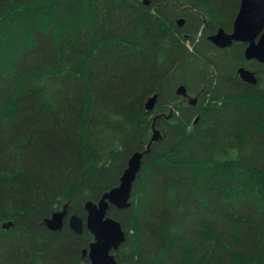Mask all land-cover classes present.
<instances>
[{
    "label": "trees",
    "instance_id": "obj_1",
    "mask_svg": "<svg viewBox=\"0 0 264 264\" xmlns=\"http://www.w3.org/2000/svg\"><path fill=\"white\" fill-rule=\"evenodd\" d=\"M238 7L0 0V264H88L86 228L44 220L64 205L84 219L153 124L131 205L107 212L125 232L119 264H264V64L207 39Z\"/></svg>",
    "mask_w": 264,
    "mask_h": 264
},
{
    "label": "water",
    "instance_id": "obj_2",
    "mask_svg": "<svg viewBox=\"0 0 264 264\" xmlns=\"http://www.w3.org/2000/svg\"><path fill=\"white\" fill-rule=\"evenodd\" d=\"M141 1L142 4L147 5L150 0ZM183 22V18L176 20L178 26H182ZM207 38L218 48H226L232 42L244 43L245 59H254L264 63V0H239V7L231 31L227 32L219 27ZM238 74L244 82L255 84L256 78L252 71L240 68ZM176 93L186 96L185 87L178 86ZM156 96L154 94L146 101L145 108L147 110L153 108ZM188 101L194 104L196 98H189ZM159 138L160 133L153 125L151 141H156ZM141 159V153L132 154L119 179V184L104 192L97 201L88 200L84 203L83 207L86 213L84 220L76 214L68 216L66 205L45 219L46 227L51 231L60 230L64 220L67 219L68 227L76 234H80L83 227L92 234L93 241L87 249L82 250L83 256L87 254L89 264H119L111 250L113 252L118 250L125 239V233L120 223L107 215V210L109 206L116 209H127L131 205V191L140 171ZM11 224L9 221L7 224H3V227H8Z\"/></svg>",
    "mask_w": 264,
    "mask_h": 264
},
{
    "label": "bare ground",
    "instance_id": "obj_3",
    "mask_svg": "<svg viewBox=\"0 0 264 264\" xmlns=\"http://www.w3.org/2000/svg\"><path fill=\"white\" fill-rule=\"evenodd\" d=\"M214 32H215V31H214ZM232 43H233V42H232ZM231 45H232V44H231ZM231 45H230V46H231ZM227 47H229V46H227ZM243 55H244V54H243ZM244 58H245V57H244ZM240 68L245 69V68H243V67H240ZM240 68H238V70H239ZM252 72H253V71H252ZM253 73H254V72H253ZM254 76H255V78H256L255 73H254ZM256 82H257V78H256ZM256 82H255V83H256ZM195 103H196V102H195ZM159 133H160V132H159ZM160 136H161V135H160ZM157 140H158V139H157ZM157 140H156V141H157ZM151 142H153V141L150 140V143L147 145L146 150H147V149H148V150L150 149V144H151ZM146 150L143 151V152H138V153H141L142 156H143L144 153L148 152V151H146ZM134 153H136V152H134ZM134 153H133V154H134ZM128 160H129V159H128ZM141 160H142V159H141ZM141 163H142V162H141ZM140 169H141V167H140ZM123 171H124V170H123ZM122 173H123V172H122ZM138 173H139V172H138ZM121 175H122V174H121ZM120 177H121V176H120ZM116 186H117V185H116ZM114 187H115V186H114ZM132 188H133V187H132ZM131 194H132V191H131ZM130 198H131V197H130ZM110 207H111V206H109V208H110ZM109 208H108V209H109ZM107 212H108V210H107ZM107 215H108V214H107ZM108 216H109V215H108ZM109 217H111V216H109ZM111 218H113V217H111ZM113 219H114V218H113ZM115 220H116V219H115ZM117 221H118V220H117ZM118 222H119V221H118ZM119 223H120V222H119ZM120 225H121V224H120ZM121 227H122V226H121ZM122 230H123V228H122ZM123 231H124V230H123ZM124 233H125V232H124ZM123 242H124V241H123ZM123 242H122V243H123ZM122 243H121V244H122ZM120 246H121V245H120ZM120 246H119V247H120ZM111 253L114 254V257H115V259H116L115 252H113V250H111ZM86 256H87V254H86ZM116 261H117V259H116ZM117 262H118V261H117ZM118 263H119V262H118Z\"/></svg>",
    "mask_w": 264,
    "mask_h": 264
}]
</instances>
